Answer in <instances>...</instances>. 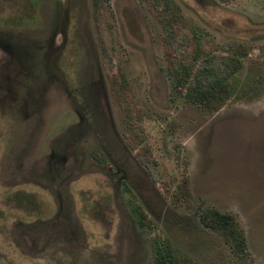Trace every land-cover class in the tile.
<instances>
[{
  "label": "rangeland",
  "instance_id": "obj_1",
  "mask_svg": "<svg viewBox=\"0 0 264 264\" xmlns=\"http://www.w3.org/2000/svg\"><path fill=\"white\" fill-rule=\"evenodd\" d=\"M0 72V264H264V0H0Z\"/></svg>",
  "mask_w": 264,
  "mask_h": 264
},
{
  "label": "trees",
  "instance_id": "obj_2",
  "mask_svg": "<svg viewBox=\"0 0 264 264\" xmlns=\"http://www.w3.org/2000/svg\"><path fill=\"white\" fill-rule=\"evenodd\" d=\"M239 65L240 64L238 63V60L229 59V62L219 63V69H216L218 65L213 60H209L205 62L204 67L199 70L198 76H196V80H194L197 82L198 87L189 88L190 92L188 91L187 99L192 102H199L201 103V105H204L206 107L212 105L214 100L215 101L219 100L220 103L226 102L227 92L229 91L227 80L228 77L230 76V72H231L230 70L233 67L235 68V70H238ZM191 77H193L192 74L190 72H187L186 81L185 83L182 84V86L184 87L189 86L190 80L192 79ZM179 84L181 85V83ZM207 85H210L209 91H207L206 89L201 90L200 86L206 88L208 87ZM140 212L142 214L140 219V224L142 225L145 221L146 216L144 215V212L141 211L139 205L138 213L140 214ZM205 218H206L205 222L208 225H210L212 228L217 229V227L209 221L210 219L209 215L206 216ZM224 220H227V218L224 217ZM153 248H154L153 264H173L172 255L170 253V249L167 242H163V241L156 242Z\"/></svg>",
  "mask_w": 264,
  "mask_h": 264
},
{
  "label": "flooded vegetation",
  "instance_id": "obj_3",
  "mask_svg": "<svg viewBox=\"0 0 264 264\" xmlns=\"http://www.w3.org/2000/svg\"><path fill=\"white\" fill-rule=\"evenodd\" d=\"M4 67H6V66H4ZM10 70H11V68H9ZM0 74H2L1 72H0ZM18 74H23L22 72H20V71H18ZM6 80L8 81V83H5V86L6 85H8V88H9V83H10V81L11 80H9V79H6L5 77L3 78V77H1V79H0V81L2 82V81H5L6 82ZM1 85H3L2 83H1ZM10 85H11V83H10ZM80 120L82 121L83 120V116H80ZM125 177V176H124Z\"/></svg>",
  "mask_w": 264,
  "mask_h": 264
}]
</instances>
